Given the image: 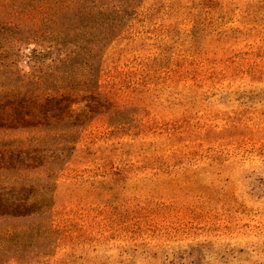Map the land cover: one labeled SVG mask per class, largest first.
<instances>
[{
	"label": "rangeland",
	"instance_id": "1",
	"mask_svg": "<svg viewBox=\"0 0 264 264\" xmlns=\"http://www.w3.org/2000/svg\"><path fill=\"white\" fill-rule=\"evenodd\" d=\"M134 2L0 0V264H264V0Z\"/></svg>",
	"mask_w": 264,
	"mask_h": 264
},
{
	"label": "trees",
	"instance_id": "2",
	"mask_svg": "<svg viewBox=\"0 0 264 264\" xmlns=\"http://www.w3.org/2000/svg\"><path fill=\"white\" fill-rule=\"evenodd\" d=\"M4 1L14 2L17 0ZM134 1L135 0H20V9L15 10L14 14L15 16H19V18H40V20L42 19L43 21H51L52 19L55 21L56 18H61L68 14V11H73L79 16L94 17L97 22L96 28L98 31L94 33L92 37H85L82 39L84 44L80 46V51H74V55H66L64 59H62V57H58L56 60L51 59L53 62L65 65L68 62L70 63L75 57H79L84 61V66H87L88 63L90 65L91 58H95L96 55L92 53L93 49H87L86 46L93 42L94 44L103 43V47H106L113 38L121 32H115L117 27H115V23L113 22L107 28H103L102 22L99 19H102L104 22L109 20L113 21L115 18L120 20L123 15L127 14V9L135 8ZM120 12H123L122 16L119 15ZM61 84L62 83H58L57 85V83H55V85H52V87L44 91L45 93L39 96L44 100L45 105H62L68 102L72 96L71 90L70 88L61 86ZM36 107L40 108L42 106ZM63 109L64 111L69 110V107H64Z\"/></svg>",
	"mask_w": 264,
	"mask_h": 264
}]
</instances>
